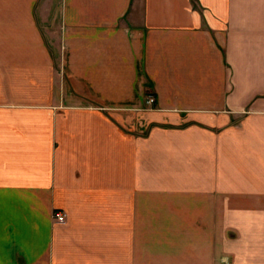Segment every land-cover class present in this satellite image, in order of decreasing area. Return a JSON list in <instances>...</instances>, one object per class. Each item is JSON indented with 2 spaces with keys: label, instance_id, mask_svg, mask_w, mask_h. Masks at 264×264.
<instances>
[{
  "label": "crops",
  "instance_id": "1",
  "mask_svg": "<svg viewBox=\"0 0 264 264\" xmlns=\"http://www.w3.org/2000/svg\"><path fill=\"white\" fill-rule=\"evenodd\" d=\"M48 1L0 0V264H264V0H60L53 43Z\"/></svg>",
  "mask_w": 264,
  "mask_h": 264
},
{
  "label": "rangeland",
  "instance_id": "2",
  "mask_svg": "<svg viewBox=\"0 0 264 264\" xmlns=\"http://www.w3.org/2000/svg\"><path fill=\"white\" fill-rule=\"evenodd\" d=\"M59 2L60 0H49L48 24L46 38L52 40V43L58 39L59 30ZM54 39V40H53ZM49 40V41H50Z\"/></svg>",
  "mask_w": 264,
  "mask_h": 264
},
{
  "label": "built area",
  "instance_id": "3",
  "mask_svg": "<svg viewBox=\"0 0 264 264\" xmlns=\"http://www.w3.org/2000/svg\"><path fill=\"white\" fill-rule=\"evenodd\" d=\"M152 103L153 101L149 100L148 104L151 105ZM54 220L59 224H63L65 221V216L63 214H56L54 215Z\"/></svg>",
  "mask_w": 264,
  "mask_h": 264
}]
</instances>
